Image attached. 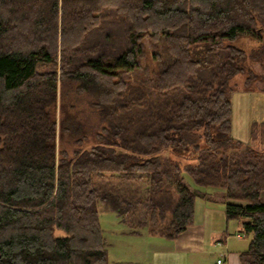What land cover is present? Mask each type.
<instances>
[{
    "label": "trees",
    "instance_id": "1",
    "mask_svg": "<svg viewBox=\"0 0 264 264\" xmlns=\"http://www.w3.org/2000/svg\"><path fill=\"white\" fill-rule=\"evenodd\" d=\"M262 56L264 0H0V264H139L108 260L97 205L176 238L202 187L264 264V122L234 138L230 99Z\"/></svg>",
    "mask_w": 264,
    "mask_h": 264
},
{
    "label": "rangeland",
    "instance_id": "2",
    "mask_svg": "<svg viewBox=\"0 0 264 264\" xmlns=\"http://www.w3.org/2000/svg\"><path fill=\"white\" fill-rule=\"evenodd\" d=\"M143 42L147 51L146 62L155 65L151 58L153 43L146 36ZM243 49L247 54L259 46V42L242 35L231 42ZM245 66L258 74V78L250 84H245L247 72L236 74L231 80V135L243 142L250 143V125L253 121L264 122V56L259 59L247 58ZM40 69H48L40 66ZM79 104L77 109L79 110ZM83 108L81 115L88 111ZM86 110L88 108L86 107ZM90 122L95 123L94 117ZM87 141V143L85 142ZM84 143L89 146L93 142L92 136ZM190 179L189 177L186 180ZM192 186H196L192 184ZM213 193L209 198L197 197L194 204L192 223L181 231L176 238H167L158 234L147 233L142 228L138 234L129 232V227L122 223L119 216L112 210L105 209L98 204L99 222L102 234L106 241L109 261H133L139 264H154L153 250L155 248L175 247L181 257L180 264H213L217 256L223 253V248L229 251L244 250L249 242L250 235L244 233L240 227V219H226L224 201L222 202V189L217 187H202ZM221 193V194H219ZM264 201V191L261 192ZM236 202H240L239 200ZM242 203V202H241ZM60 233V232H59ZM240 234L241 237H237ZM220 256V255H219ZM218 256V257H219ZM163 264V256L160 257ZM156 262V261H155Z\"/></svg>",
    "mask_w": 264,
    "mask_h": 264
},
{
    "label": "crops",
    "instance_id": "3",
    "mask_svg": "<svg viewBox=\"0 0 264 264\" xmlns=\"http://www.w3.org/2000/svg\"><path fill=\"white\" fill-rule=\"evenodd\" d=\"M262 75H264V71L262 72ZM262 90H264V89H262ZM219 194H221V193H219ZM222 202H223V200H222ZM237 237H241V235L237 234ZM239 251H241V250H239ZM239 251H236V252L229 251L225 245V247L223 248V253H221L219 255L223 256L224 261H225L224 264H240L239 258H238ZM153 253H154L153 258L156 261V262L154 261V264H161V262H162L160 259L161 256H163V259H162L163 264H180V261H181L180 256L181 255H180L178 249L175 247H163L161 249L155 248L153 250ZM214 262H215V260H214ZM214 262H213V264H214Z\"/></svg>",
    "mask_w": 264,
    "mask_h": 264
},
{
    "label": "built area",
    "instance_id": "4",
    "mask_svg": "<svg viewBox=\"0 0 264 264\" xmlns=\"http://www.w3.org/2000/svg\"><path fill=\"white\" fill-rule=\"evenodd\" d=\"M224 258H223V256H220V257H217L216 259H215V262H214V264H224Z\"/></svg>",
    "mask_w": 264,
    "mask_h": 264
}]
</instances>
